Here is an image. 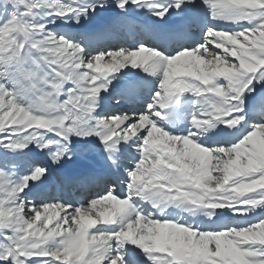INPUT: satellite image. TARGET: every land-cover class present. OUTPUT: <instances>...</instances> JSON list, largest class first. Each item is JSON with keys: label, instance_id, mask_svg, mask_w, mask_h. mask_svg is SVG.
Masks as SVG:
<instances>
[{"label": "bare ground", "instance_id": "bare-ground-1", "mask_svg": "<svg viewBox=\"0 0 264 264\" xmlns=\"http://www.w3.org/2000/svg\"><path fill=\"white\" fill-rule=\"evenodd\" d=\"M30 1L26 5L22 0H15L25 35L21 40L25 59L14 73L17 85L22 84L25 71L32 74L28 85L31 89L29 99L27 94L12 97L6 89L8 85L0 80V157L8 162L7 156L11 155L13 161H19L12 170L14 174L18 173L14 182L31 187L28 193L22 194L28 206L24 201L22 205L18 203L17 194L3 193L0 236L10 237L4 227L15 222L18 242L24 243L28 237L29 240L24 244V250L19 246L12 248L0 244V264H96L97 259L93 257L96 247L101 248L99 255L104 264H115L116 261L120 264H155L154 260H158V264H217L218 260L220 264H248L264 253V227L260 231L246 229L264 218V126L246 125L239 137L224 139L223 132L216 129V116L202 100L194 102L187 136H169L160 121L167 97L179 85L190 94H204L216 104V108L225 113L233 112L234 119L249 115L252 99L258 98L259 104L264 106V88L256 94V87H264V0H190L197 3L196 14L201 28L207 19L209 31L214 33L213 39L198 43L193 51L183 49L172 53L162 51L156 44L162 49L169 46L176 50L178 48L172 43L175 36L160 34L149 18L178 16L181 8L177 0ZM231 10L244 15L227 19L223 13ZM9 14L7 16L12 18L13 14ZM34 15L42 21L36 20ZM108 16L107 27H97L103 25L102 21ZM62 21L72 27L71 37H65L60 30L55 31ZM190 23L192 31L198 33L195 22ZM215 26L219 28L214 29ZM89 28H94L95 33L90 34ZM120 30L128 34L132 44L137 43L135 50L120 46L119 50L110 48L96 53L90 46L89 49L88 46L80 48L79 44L71 43L82 34L81 38L89 42L94 38L96 46L104 40L113 45L119 39ZM187 38L194 42V36L188 34ZM35 43L40 46L33 47ZM92 68L113 72L111 80L105 81L106 88L99 86L100 82L94 76L91 83L75 84L61 76L67 73L76 81L84 80L90 77ZM137 72L144 74L143 83L150 85L148 91L156 87L147 111L150 117L110 120L103 111L98 113L96 109H102L101 103L98 106L93 99L99 94H103V99L117 97L116 90L127 89L122 85L127 76ZM180 74L196 75L201 84L173 81ZM56 80L60 81L55 84ZM94 84L98 86L92 89ZM146 95L144 93L141 97L146 99ZM123 98L114 99L115 104L119 103L118 109ZM134 119H139L136 126L131 123ZM209 127H212L210 132ZM123 128L125 136L122 135ZM127 128L131 129L130 133ZM44 129L65 135L64 141H55L52 145L53 166L60 165L57 160L60 157L67 167L97 169L100 166L98 138H113L112 144L125 141L123 151L114 146V156L134 159L127 170L133 182L128 181L116 196L108 194L96 203L75 209L69 201H64L65 198L69 200L66 190L71 186L70 181L60 179L59 185L49 184L44 179L45 172L36 170V179L28 183L20 175L27 163L22 159L29 158L34 152L43 153L48 146L44 143L48 137L41 132ZM139 134L143 140L140 151L135 148ZM4 135L9 136L7 143ZM133 135L137 136L133 138ZM220 137L224 139L221 144ZM226 141H230V146L226 147ZM158 142L176 151L182 163L180 169L175 166V161L165 158V152L158 155L152 150L151 147ZM82 145L84 150L79 147ZM221 154L232 163L223 162L219 167L223 160ZM38 156L40 160L43 158L42 154ZM91 156L96 157L95 162L89 160ZM127 162L130 164L129 160ZM158 163L165 169L162 190L168 188L180 198L179 201H187L186 208L159 205L158 192H153L152 188L161 184L152 178L146 180L143 189L138 188V179L150 175ZM224 169L227 171H221ZM242 174L247 183L232 181L234 176ZM252 176H262V183L248 184ZM88 179L93 182L92 177ZM192 182L201 188L196 190ZM58 187L63 190L60 204L53 202L41 208L34 207V198L44 191L58 192ZM236 189L238 193H245L250 201H239L237 194L233 193ZM131 200L135 201L133 205ZM62 203L68 206H62ZM189 204L195 205L191 209ZM197 204L208 206L206 219L195 214ZM26 208L27 214L24 213ZM149 210L156 212L155 220L149 218ZM106 212L118 218L117 228L109 233L104 231L101 223ZM124 213L131 215L132 224L124 219ZM239 213L249 214V217L229 220L230 215ZM216 215L227 217V222L214 223L212 218ZM93 225L94 229L91 228ZM232 225L239 229L238 232H243V238L232 236L235 232L229 228ZM260 225L264 223L255 227L260 229ZM34 228L40 229L37 236L32 235ZM126 234L144 248L140 260L134 259ZM162 247L168 250L166 256H159ZM145 258L151 261L145 262Z\"/></svg>", "mask_w": 264, "mask_h": 264}, {"label": "rangeland", "instance_id": "rangeland-1", "mask_svg": "<svg viewBox=\"0 0 264 264\" xmlns=\"http://www.w3.org/2000/svg\"><path fill=\"white\" fill-rule=\"evenodd\" d=\"M23 1V3L24 4H30V0H22ZM1 2H4L2 5H0V72L1 73H3V72H6L8 69H10V68H12V70H10V71H8V72H6L5 73V78L7 79V85H8V88H12V89H14V88H17V86H16V84L14 83V81L12 80V78H10V77H12V75L14 74V72H13V68H17V67H19L20 66V64H21V61L23 60V59H25L24 58V55H23V52H22V55H23V57L21 58V57H19V56H17L16 55V53H15V48H11L12 47V43H14V45L16 44V47H17V50H19L20 51V49H19V41L20 40H18V38L20 37V36H23V34L21 35V30H22V27L20 26V23H19V20H22L21 19V17H20V15H18V7H17V3L15 2V0H0V3ZM9 13H11V14H13L12 15V18H9L7 15L9 14ZM17 14V15H16ZM10 15V14H9ZM11 16V15H10ZM15 16H16V18H15ZM11 19V20H10ZM15 19L17 20V21H15ZM17 24V25H16ZM19 24V25H18ZM20 27H21V29H20ZM82 26H80V28H81ZM104 27H107V25H105ZM16 28H17V30H16ZM15 30V31H14ZM18 32V34H19V36L16 38V33ZM7 35H9L7 38H6V40H5V37L7 36ZM16 40V41H15ZM205 42V41H204ZM203 41H202V43H204ZM87 49H89V48H87ZM13 50H14V52H13ZM36 60V62H38V60L37 59H35ZM107 71H109L110 72V70H103V71H101V75L103 76V77H107L108 76V72ZM1 73H0V75H1ZM29 74H30V76H32V74L30 73V72H28ZM7 75V76H6ZM9 80H10V82H9ZM60 80H56L55 81V84H57L58 82H59ZM45 82V81H44ZM46 83V82H45ZM1 91V90H0ZM27 95H28V99H29V96L31 95V89H29L28 88V90H27ZM117 95V97H119L118 96V94H116ZM121 109V108H120ZM113 110V109H112ZM111 111V110H110ZM119 119H121V118H119ZM131 123L133 124V125H137L138 123H139V119H134V120H132L131 121ZM53 132H55V131H53ZM57 134H59L60 136H61V138L60 139H54V138H52V137H50L49 135H47L46 134V132H44V134L48 137L45 141H44V143H47L48 144V146L44 149V151H43V153H37V152H34V153H32L30 156L31 157H38V155L39 154H42L43 155V158H41V161L45 164V167H44V169H43V171L45 172V174H46V177H44V179L46 180V182H49L50 180H52V184H55V185H59V182H60V179H58V178H56L55 176H54V173H53V171L50 169L51 167L52 168H54V169H56V168H61V165H59V166H53V158H52V156H51V151H52V145L54 144V142L55 141H64V139H65V135H64V133H60V132H56ZM63 136V137H62ZM9 136L8 135H4V141H5V143H7V138H8ZM144 137V136H143ZM49 148H51V151H49ZM255 153H257V151L255 152ZM254 154V153H253ZM258 156H261V154H259L258 153ZM30 157V158H31ZM232 157V156H231ZM242 158H245V156H243ZM225 159V160H224ZM224 160V161H223ZM223 160L221 161V163H220V166L219 167H221L222 166V163L224 162V164H231L232 162H231V159H228L227 160V158H225V156H223ZM227 162H229V163H227ZM34 171H36V169H33ZM221 171H227V169H224V170H221ZM26 173V170L24 171V172H22L20 175L24 178L25 176H24V174ZM1 174V173H0ZM1 175H3V174H1ZM4 176V175H3ZM26 178V177H25ZM8 180L7 179H4V180H2L1 179V177H0V185L1 186H3V187H1L0 186V198H2L3 197V193H7V192H11V193H17L20 189L18 188V185H15V184H13V185H8ZM222 182V181H221ZM262 183V178H260V179H258V181H256V184H261ZM59 188L60 187H58L57 189H58V192H54L53 193V195H56V194H60L61 192H63V190L60 188V190H59ZM56 191V190H55ZM2 194V195H1ZM39 197H40V195H39ZM39 197H36V198H34V202H35V199H36V202H38V199H39ZM27 203V202H26ZM25 203V201H24V204H25V206H28V204L29 203H27L26 204ZM52 203V202H51ZM57 203H59V202H57ZM0 204L2 205V202H0ZM60 204V203H59ZM45 205V204H44ZM43 205V206H44ZM62 206H68V204L67 203H62L61 204ZM87 206H89V205H87ZM35 207V206H34ZM1 208V207H0ZM25 210H27V208L26 209H24V212H25ZM28 211V210H27ZM4 211H3V208L1 209V212H0V214L1 213H3ZM18 217H19V215H18ZM30 218V217H29ZM30 221H32V220H30ZM261 223H264V220L262 221V222H260L259 224H261ZM259 224H257V225H252V226H250L248 229H252V228H255V229H257L258 231H260L261 230V228L262 227H264V225H260L261 227H260V229L259 228H256ZM256 226V227H255ZM31 230V229H30ZM37 230H40V229H37ZM9 232V231H8ZM9 234H10V232H9ZM0 235H1V232H0ZM11 235V234H10ZM232 236L235 238V237H238V238H243L244 236H243V232H236V230H235V232H233L232 233ZM6 238V237H5ZM264 239V238H263ZM239 241H241V239L239 240ZM264 244V243H263ZM260 245H262V244H260ZM264 246V245H263ZM262 254H258V257H255V258H253V259H251L250 261H249V263H253V264H264V253L263 252H261ZM219 261V260H218ZM218 261H216V263L217 264H220ZM248 263V264H249ZM228 264H230V263H228Z\"/></svg>", "mask_w": 264, "mask_h": 264}]
</instances>
